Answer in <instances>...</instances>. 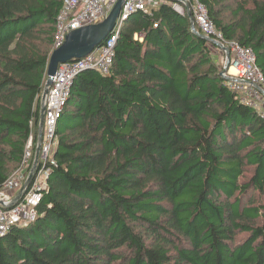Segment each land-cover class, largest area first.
<instances>
[{"label":"trees","instance_id":"trees-1","mask_svg":"<svg viewBox=\"0 0 264 264\" xmlns=\"http://www.w3.org/2000/svg\"><path fill=\"white\" fill-rule=\"evenodd\" d=\"M200 1L264 74V0ZM62 4L0 0V188L37 136ZM191 19L136 10L110 71L75 77L36 218L0 237V264H264V116Z\"/></svg>","mask_w":264,"mask_h":264},{"label":"built area","instance_id":"built-area-1","mask_svg":"<svg viewBox=\"0 0 264 264\" xmlns=\"http://www.w3.org/2000/svg\"><path fill=\"white\" fill-rule=\"evenodd\" d=\"M118 0H63L57 13L53 48L61 46L67 34L79 27L102 21ZM171 6L182 14L188 13L201 33L213 39V43L224 53L222 45L230 49V67L236 73L223 70L222 76L228 79L230 88L237 91L238 97L247 105L255 107L264 116V74L256 61L255 51L235 40L224 38L209 14L208 8L200 0H168ZM165 0H124L120 20L126 19L136 10L150 11ZM119 30H113L103 44L89 54L63 62L53 77V84L46 96L45 123L40 142L39 159L34 170L30 187L21 200L12 205L15 197L35 167L36 148L39 144L38 133L31 131L25 144L19 166L0 188V237L4 236L14 224L27 223L36 218V204L42 190L47 186V177L52 165L56 164L53 151L56 146V125L58 117L68 99L75 77L87 69L108 73L113 63L114 46ZM218 43H216V42ZM227 58L225 60L226 64ZM225 68V67H224ZM33 126V121H31Z\"/></svg>","mask_w":264,"mask_h":264},{"label":"water","instance_id":"water-1","mask_svg":"<svg viewBox=\"0 0 264 264\" xmlns=\"http://www.w3.org/2000/svg\"><path fill=\"white\" fill-rule=\"evenodd\" d=\"M123 3L124 0H118L117 3L112 8V10L110 11V13L102 21L71 30L67 34L65 42L61 46L55 48L52 51L47 65V79L44 85V90L41 95L40 124L38 129L39 144L36 148V155L34 161L35 167H33L28 179L20 189L18 195L15 197L12 205L16 204L21 200L22 196L28 190L32 182L34 170L36 169V165L39 159L40 142L43 136V128L45 123V112H46V96L49 92L50 86L53 84V77L58 70V66L63 62L81 58L89 54L96 47L102 45L104 40L108 38L110 32L112 31L113 27L117 22V18L121 13V8L123 6ZM192 28L196 33L200 34L201 36L205 37L208 40L213 41L212 38L201 33L197 28H195L194 24ZM222 48L225 49L226 51V57H227V61L225 64V70H226L230 66V49L223 45Z\"/></svg>","mask_w":264,"mask_h":264},{"label":"rangeland","instance_id":"rangeland-1","mask_svg":"<svg viewBox=\"0 0 264 264\" xmlns=\"http://www.w3.org/2000/svg\"><path fill=\"white\" fill-rule=\"evenodd\" d=\"M211 46V49H212V52H213V54L216 56H214V58L216 59V63H217V65H218V67H219V71H222L223 72V70H225V68H224V66H225V62H224V57H223V54H222V51L217 47V46H215V45H210ZM230 70V67H228V72H231V71H229ZM19 166V165H18ZM17 166V167H18ZM16 167V168H17ZM259 200H261V202H263L264 203V194H262L261 196H260V199ZM243 234H241V236H242Z\"/></svg>","mask_w":264,"mask_h":264},{"label":"crops","instance_id":"crops-1","mask_svg":"<svg viewBox=\"0 0 264 264\" xmlns=\"http://www.w3.org/2000/svg\"><path fill=\"white\" fill-rule=\"evenodd\" d=\"M159 5H157V6H154L150 11H148V12H151L153 9H155L156 7H158ZM56 23V22H55ZM192 26H193V21H192V19H191V29H193L192 28ZM122 27H123V21H121L120 20V15L118 16V18H117V22H116V24H115V26L113 27V29H112V31L113 30H119V34H120V32H121V30H122ZM111 31V32H112ZM110 32V33H111ZM210 41V43L211 44H213V45H215L216 46V44H214L211 40H209ZM54 50V48L51 50V52H50V55H51V53H52V51ZM222 54H223V57H224V62H225V60H226V53H224V52H222ZM50 55H49V58H50ZM215 56V55H214ZM216 57V56H215ZM48 61H49V59H48ZM216 61V60H215ZM217 62V61H216ZM47 65H48V63H47ZM225 67V66H224ZM230 67V66H229ZM232 67H230V70L229 71H231L230 73H232V74H234V73H236V70H234L233 68L231 69ZM226 70H228V68L226 69ZM100 72V71H99ZM101 73H103V72H101ZM224 77V76H223ZM226 79V81L228 80L227 78H225ZM236 93H237V91H236ZM42 95V94H41ZM238 95V94H237ZM260 112V111H259Z\"/></svg>","mask_w":264,"mask_h":264},{"label":"bare ground","instance_id":"bare-ground-1","mask_svg":"<svg viewBox=\"0 0 264 264\" xmlns=\"http://www.w3.org/2000/svg\"><path fill=\"white\" fill-rule=\"evenodd\" d=\"M232 68L235 70V68H234V67H232ZM232 68H231V69H232Z\"/></svg>","mask_w":264,"mask_h":264}]
</instances>
